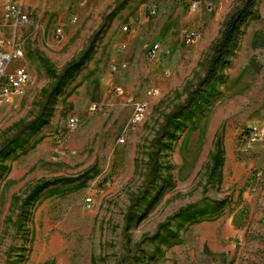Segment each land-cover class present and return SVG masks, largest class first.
<instances>
[{"label":"rangeland","instance_id":"1","mask_svg":"<svg viewBox=\"0 0 264 264\" xmlns=\"http://www.w3.org/2000/svg\"><path fill=\"white\" fill-rule=\"evenodd\" d=\"M150 1L27 0L28 22L16 32L25 56L8 68L25 67L29 81L0 108V150L15 137L21 145L0 157V264H264V0L192 119L181 130L170 124L176 137L162 141L161 176L146 186L151 141L204 77L244 0L198 11L160 0L155 17ZM97 32L49 124L18 135L53 88L47 71L60 74ZM252 128L260 136L250 146ZM216 141L220 175L210 171ZM45 183L54 184L31 202Z\"/></svg>","mask_w":264,"mask_h":264},{"label":"trees","instance_id":"2","mask_svg":"<svg viewBox=\"0 0 264 264\" xmlns=\"http://www.w3.org/2000/svg\"><path fill=\"white\" fill-rule=\"evenodd\" d=\"M254 4L255 0H244L241 7L228 17L227 21L225 22V26L219 36V39L212 49V55L208 62L204 77L199 81L196 88L191 92V94L188 95L185 103L183 105L177 106L173 111H171L164 123L160 126L158 135L151 141L150 150L148 152V169L146 174L147 178L145 181L146 186L155 185V183L161 176L159 154L162 150L161 147L165 146L163 145L162 141L164 138H167V141H173L176 137L173 133L169 132L170 124H174L173 126L175 130H181L185 127V122L192 119V112L197 106L196 104L200 94L204 90L203 88L211 84L212 80L217 75L219 67L227 63L226 58L230 54L231 48L237 41L241 26L253 14ZM97 36L98 32L94 35V39H92V42L88 46V48L78 57L77 60L70 61L60 74L56 75L52 71H47L48 74L54 78L53 88L48 94L46 102L43 104L39 115L35 119L30 121L27 125H25L23 127V130L18 133V135L20 134L21 136H25L26 134H28L30 136H34L44 126L49 124V120L52 117L53 108L57 98L62 93L63 89L68 85V83H70L75 78V76L81 71L82 67L90 59L91 53L93 51V44ZM193 106H195V108L191 109ZM179 120L182 121L178 122ZM19 142L20 139L18 137H15L9 143L11 146H7L8 144H6L0 150V157L3 154H8V152H14L16 150V146H21ZM217 143L218 141H216L215 143V152L211 157L210 171L215 172L217 169H219L218 174L220 175V169L222 167L223 160L221 154L217 152L219 149V144ZM9 147L10 149H8ZM53 184L54 183H45L44 185L39 186L33 197L29 200L31 202H34L37 196L44 189ZM142 195L143 199L145 200V194L143 193ZM159 195L160 192L158 191L152 197L153 201L157 200ZM126 220V227H128L130 217H128Z\"/></svg>","mask_w":264,"mask_h":264},{"label":"built area","instance_id":"3","mask_svg":"<svg viewBox=\"0 0 264 264\" xmlns=\"http://www.w3.org/2000/svg\"><path fill=\"white\" fill-rule=\"evenodd\" d=\"M160 0H151L148 5L149 16L155 17L158 11V2ZM210 0H186L189 10L198 11L207 5ZM27 0H3L0 1V28H6L10 33V38L5 39L0 31V108L10 106L15 100L21 98L24 94V88L29 81V73L25 67H18L9 70L8 65L13 60H22L24 51L16 40L17 30L28 22ZM72 23L76 21L73 16L70 20ZM57 37H62V30L56 31ZM145 104H140L136 108V113H142ZM68 125L71 129L75 128L76 121L70 118ZM259 130L252 128L248 137V145L255 144L259 139ZM88 207L92 203L91 198H87Z\"/></svg>","mask_w":264,"mask_h":264}]
</instances>
